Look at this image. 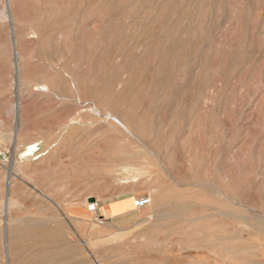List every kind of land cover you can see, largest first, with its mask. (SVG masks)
Segmentation results:
<instances>
[{"label": "rangeland", "instance_id": "1", "mask_svg": "<svg viewBox=\"0 0 264 264\" xmlns=\"http://www.w3.org/2000/svg\"><path fill=\"white\" fill-rule=\"evenodd\" d=\"M0 264H264V0H0Z\"/></svg>", "mask_w": 264, "mask_h": 264}, {"label": "crops", "instance_id": "2", "mask_svg": "<svg viewBox=\"0 0 264 264\" xmlns=\"http://www.w3.org/2000/svg\"><path fill=\"white\" fill-rule=\"evenodd\" d=\"M37 161L38 160L34 162ZM43 163L44 161L33 163L31 165L37 167L43 165ZM58 168L59 175L57 176V180L55 182L50 181L47 185L68 186L70 191L69 196L65 195L63 201L59 200L56 202L58 208L64 213L70 215L73 218H79L81 219V222L86 224L87 221L95 223L96 217L112 221L116 217L128 212L124 211L119 214H112L108 210L109 207L115 205V202H117L119 199H97L95 188V186H97L96 168L94 162H86L82 156L76 158L73 156H68L66 160L59 163ZM30 186L43 185L38 182H34ZM90 202H97V209L94 214L87 212V206Z\"/></svg>", "mask_w": 264, "mask_h": 264}, {"label": "built area", "instance_id": "3", "mask_svg": "<svg viewBox=\"0 0 264 264\" xmlns=\"http://www.w3.org/2000/svg\"><path fill=\"white\" fill-rule=\"evenodd\" d=\"M150 205V200L149 199H144V198H139L136 199L133 203L134 209L135 210H142ZM97 209V204L95 202H90L87 206V212L94 214ZM95 223L98 225L103 224V219L96 217L95 218Z\"/></svg>", "mask_w": 264, "mask_h": 264}, {"label": "bare ground", "instance_id": "4", "mask_svg": "<svg viewBox=\"0 0 264 264\" xmlns=\"http://www.w3.org/2000/svg\"><path fill=\"white\" fill-rule=\"evenodd\" d=\"M93 110H94V108H93ZM88 111H90V110H88ZM95 115V114H94ZM108 117V116H107ZM106 117V118H107ZM111 117V116H110ZM105 119V118H104ZM121 127H124V126H122V124L119 122V121H116ZM76 124V123H75ZM125 128V127H124ZM32 152V151H31ZM31 152H30V154H31ZM33 153V152H32ZM155 155V154H154ZM156 158V157H155ZM157 159V158H156ZM165 171H167L166 169H165ZM169 172V171H168ZM170 177V176H169ZM133 179H135V177L133 178ZM134 203V202H133ZM134 207V206H133ZM147 208H150V211H148V213L152 216V212H154V206L153 205H149ZM117 209H119L120 211H127L128 210V204H127V202H123L122 204H120V206H118L117 207ZM145 209V208H144ZM116 211V210H115ZM176 211V210H175ZM117 212V211H116ZM177 212V211H176ZM173 214H175V213H172L171 215H173ZM163 215V214H162ZM170 215V214H169ZM175 216V215H174ZM184 216V215H183ZM176 217V216H175ZM182 217V216H181ZM180 218V217H179ZM160 219V218H159ZM167 219V218H166ZM169 219V218H168ZM171 219H174V218H171ZM198 219V218H197ZM155 220V219H154ZM188 222V221H187ZM195 223H196V221H194ZM191 224V223H190Z\"/></svg>", "mask_w": 264, "mask_h": 264}]
</instances>
